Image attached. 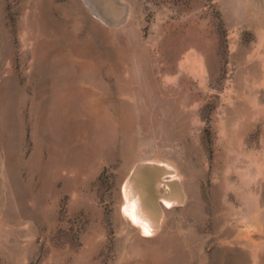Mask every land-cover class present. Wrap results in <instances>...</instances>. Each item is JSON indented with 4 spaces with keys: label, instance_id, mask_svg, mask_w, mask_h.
Segmentation results:
<instances>
[{
    "label": "rangeland",
    "instance_id": "1",
    "mask_svg": "<svg viewBox=\"0 0 264 264\" xmlns=\"http://www.w3.org/2000/svg\"><path fill=\"white\" fill-rule=\"evenodd\" d=\"M0 264H264V0H0Z\"/></svg>",
    "mask_w": 264,
    "mask_h": 264
},
{
    "label": "bare ground",
    "instance_id": "2",
    "mask_svg": "<svg viewBox=\"0 0 264 264\" xmlns=\"http://www.w3.org/2000/svg\"><path fill=\"white\" fill-rule=\"evenodd\" d=\"M125 195L132 201L133 204L130 207L125 206L124 211L128 213L134 224L141 225L143 231L145 232H151L153 222L148 216H146L141 198L136 196L129 187L125 188Z\"/></svg>",
    "mask_w": 264,
    "mask_h": 264
},
{
    "label": "water",
    "instance_id": "3",
    "mask_svg": "<svg viewBox=\"0 0 264 264\" xmlns=\"http://www.w3.org/2000/svg\"><path fill=\"white\" fill-rule=\"evenodd\" d=\"M144 170H147V169H144Z\"/></svg>",
    "mask_w": 264,
    "mask_h": 264
}]
</instances>
